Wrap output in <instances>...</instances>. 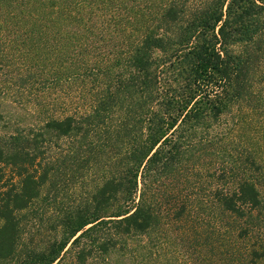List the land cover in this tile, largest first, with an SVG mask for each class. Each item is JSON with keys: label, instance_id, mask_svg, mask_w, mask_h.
I'll return each instance as SVG.
<instances>
[{"label": "trees", "instance_id": "16d2710c", "mask_svg": "<svg viewBox=\"0 0 264 264\" xmlns=\"http://www.w3.org/2000/svg\"><path fill=\"white\" fill-rule=\"evenodd\" d=\"M1 41L61 95L0 137V264H110L163 219L201 264H264V0H0ZM64 177L84 188L68 206ZM39 199L41 248L23 243Z\"/></svg>", "mask_w": 264, "mask_h": 264}, {"label": "rangeland", "instance_id": "374dc122", "mask_svg": "<svg viewBox=\"0 0 264 264\" xmlns=\"http://www.w3.org/2000/svg\"><path fill=\"white\" fill-rule=\"evenodd\" d=\"M7 43L0 42V137L9 138L13 134L36 133L42 128V123L49 116L56 114L54 99L61 95L51 89L49 84L45 86L33 70L20 65L17 61L9 64L11 58L7 57ZM49 80L50 78L47 77ZM65 91V90H63ZM64 96V94H62ZM54 145L60 142L65 148L69 146L67 139H61L49 135ZM56 145V144H55ZM57 146H55L56 148ZM66 177V176H65ZM64 177V178H65ZM69 179V178H68ZM65 178L55 193L59 205L68 206L83 194L82 180L69 181ZM63 203V204H62ZM54 206L46 204L39 199L30 208L31 218L26 224L23 243L44 247L57 234L52 228ZM57 208V205H55ZM202 217H200V220ZM196 220V219H192ZM198 219V222H200ZM180 223H174L170 219H163L157 231L149 236H138L128 240L126 249L118 250L106 258L110 264H201L196 260V254L192 250H186L183 231H186ZM156 230V229H155ZM164 239H156L155 234ZM73 250V249H72ZM188 251V252H187ZM147 256V257H146ZM103 259L96 256L89 258L85 264H102ZM58 264H79L74 251L62 254Z\"/></svg>", "mask_w": 264, "mask_h": 264}]
</instances>
